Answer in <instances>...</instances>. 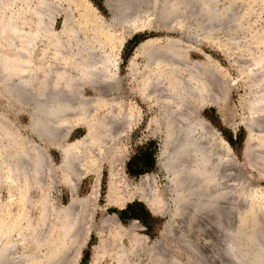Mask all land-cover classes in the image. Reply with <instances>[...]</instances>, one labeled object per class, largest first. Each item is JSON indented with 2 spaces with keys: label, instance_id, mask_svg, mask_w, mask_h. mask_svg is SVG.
I'll return each mask as SVG.
<instances>
[{
  "label": "rangeland",
  "instance_id": "obj_1",
  "mask_svg": "<svg viewBox=\"0 0 264 264\" xmlns=\"http://www.w3.org/2000/svg\"><path fill=\"white\" fill-rule=\"evenodd\" d=\"M51 1L56 8L51 31L39 37L33 51L34 87L40 90L45 87L53 98L55 89L64 92V99L69 98V102L76 104L75 112H69L64 120L50 122L66 133H58V140L50 141L45 137L40 131L43 122L32 121L30 103H19L5 93L3 78L0 80V147L7 158L2 156L0 162V232H3V206H11L16 214L19 213L15 218L23 216L25 221L22 232L15 238L29 245V251L22 252L25 257L20 264H52L53 260L58 261L53 264H203V261L211 264L212 260L206 258L202 249L206 251L215 243L211 232L208 234L211 226L203 221L210 210L202 214L201 227L198 226L200 222L195 226L196 223L186 221L189 223L186 226L172 219L176 196L162 163L163 146L167 143L164 141L166 115H185L181 118L188 119L183 113L185 110L192 115L190 118L205 124L212 133H218V137L230 146L226 171L229 174L227 183L233 190L230 193L232 186L229 185L226 204L233 198V207L239 208L237 210L243 212L248 222L255 223L257 229L264 230V133L260 131L261 126L253 124L244 106V100L254 89L248 92L244 81L247 75L243 72L244 66L247 67L243 62L248 56L263 53L262 42L244 46L242 42H235L233 35L228 43V37L223 38V28L213 33L205 29L200 31L196 20L185 13L177 19L166 17L156 21V27L130 32L126 37L127 31L122 35L116 32V39L115 35L99 32L93 20L99 18L106 25L115 26L112 11L106 5L108 0ZM188 1L191 2L183 4L184 7L188 4L192 7L194 0ZM228 1L220 0V3ZM150 17L155 21V15ZM249 20L254 21L253 18ZM263 23L260 18L258 24ZM123 36L124 40L118 42ZM95 57L110 64L106 71L111 77L105 80L95 72L94 80L98 83L82 85L80 78L86 71L96 68H93ZM193 71L204 85L196 94L190 93L181 81ZM253 73L256 72L253 70ZM206 74L211 79H206ZM144 84L148 85L145 91L149 93L145 100L139 98ZM169 108L170 113L166 112ZM176 109L180 111L176 113ZM103 139L109 140V147L100 146ZM247 141L250 149L245 152ZM75 145L82 150L86 145L84 151L89 150V155L72 149ZM57 146L69 147L73 156L78 151L82 159L87 155L88 161L86 159L83 166L80 162L85 158L78 161L76 156H70L73 160L68 155L66 164H69L65 166ZM15 157L18 160H14ZM37 159L43 168L38 177L34 173ZM6 165L10 170L2 168ZM84 167L86 170L82 169ZM220 171L222 177L223 171ZM70 172L77 180H72ZM71 183L73 190L69 187ZM109 194L133 196L129 195L130 201L118 208L108 203ZM140 199L150 203L159 214H152ZM193 200L188 202L193 203ZM26 203L29 208L19 207ZM78 205L85 209L80 211ZM219 212L221 216L222 211ZM71 213L75 217L82 214L77 218V222L80 218L82 222L75 225L76 231L82 228L70 243L72 247L68 231L61 233V225L68 222L67 216ZM182 224L186 226L184 230ZM192 229H197L195 236L191 234Z\"/></svg>",
  "mask_w": 264,
  "mask_h": 264
},
{
  "label": "bare ground",
  "instance_id": "obj_2",
  "mask_svg": "<svg viewBox=\"0 0 264 264\" xmlns=\"http://www.w3.org/2000/svg\"><path fill=\"white\" fill-rule=\"evenodd\" d=\"M51 2H52L51 0H0V80L3 78L4 90L7 91L5 93L11 95L14 99L16 98L19 103L22 104L27 103V105L30 103L31 106L28 107H30L31 111H33L32 112L33 116H31L32 121L34 119V123L36 122V124H38V121L39 124H41L40 122H43L41 126L43 130H40V128H38L43 133V135L45 134L46 135L45 137H48L49 140L50 139L58 140L57 134L64 133L65 131L62 132L60 127H58L59 125H56L57 126L56 128L54 127L55 124L51 125L50 122L58 123L60 119L63 118L65 119L66 115L69 116L68 115L69 112L71 111L75 112L76 104L69 102L68 101L69 98L66 101V99H64L65 97L63 96L64 92H59V90L55 89V97L53 98V95L52 96L50 95L51 92L49 94V92H47L45 87H42L41 90L38 89L37 86L34 87L36 82V76H35L36 70L34 67H32L33 51L37 43H39L38 40L40 39L39 37H42V34H44L45 36L46 33L51 31V22L56 9L54 7V4L52 5L53 2L52 3ZM190 2L191 1L188 0H115V1L108 0L106 2V5L112 11L113 19H114L113 21L115 26L106 25L104 22L99 20V18H94L93 20H94L95 28L99 32H104L111 36L115 35L116 37V32H119L120 35H122L124 32L127 31V33L124 35L126 37L127 34L130 32H138L148 28L156 27L157 25L155 24L156 21L157 22L161 21L166 17L177 19L181 14L185 13V15L187 14V16H190V18L196 20L197 24L195 25H197V29L200 31L205 29L207 30L206 31L207 33L210 31H212L211 33H213L215 30L218 31L219 29L223 28L224 29L223 31H225L222 33L223 38L225 39V37H228L229 39L227 41L228 43H230L231 41L230 40L231 36L233 37L234 35L236 39L235 42L236 41L242 42L243 43L242 45L244 46L248 45L249 47H251V45H257V43H260L261 41L262 42L261 47H264V23L262 25L258 24V20H260V18H262V21L264 22V0H229L227 3H223V4L220 3V0H194V2H192L193 4L191 3L192 7H189L190 6L189 4L188 6L185 7L183 6V4ZM151 15L152 16L155 15L156 17V18L154 17L155 21L151 20L150 17ZM249 18H253L254 21L249 20ZM30 26H32L33 28H30ZM184 28L187 27L185 26ZM226 28L229 30L226 31L227 30ZM124 36L119 38L118 42H122L125 38ZM262 52L263 53L260 56H248L246 58L243 64L245 65L247 64V67L244 66L243 72L244 74L247 75V78L244 81H246V84L248 86L247 88L248 92L251 93L252 89H254L252 95L249 94V96L244 100V106H246V109L249 111L248 114L252 118L253 124H256V127L261 126L262 128L260 131L264 133V50ZM171 55L175 56L174 52H172ZM169 57L171 58V56ZM97 58L95 57V60H97ZM93 62L95 61L92 60V63ZM109 66L110 64L107 61L106 62L105 60L102 61L100 58L99 61L97 60L96 63L93 64V68L96 67L95 68L96 71L93 69L92 71H86L85 74L80 78L81 82L79 83H82V85L85 84L89 86L92 85L94 86V83H98L95 82L96 79L94 80L95 75L93 73L95 72L96 74L98 73V75L101 76V78L111 77V75L108 74L106 71L109 68ZM1 69L3 70L2 72ZM253 70L256 73H253ZM1 73L3 74L1 75ZM89 76L92 77L89 78ZM197 76L198 74L196 75V73L193 71L188 75L187 78H183L182 80L179 78V80L184 82L190 93L196 94V90L204 86L203 84H201L202 81H200V77ZM206 79L208 80L211 79V76L206 74ZM144 85L145 86L143 87V90L140 92L141 97L139 98L145 100L146 98H148L149 93H147V90L145 91V89L148 88V85L147 84ZM212 99L214 98L212 97ZM169 110L170 108L166 112L170 113ZM181 110L183 111L184 109ZM177 111H180V109L179 110L176 109V113ZM188 112L191 113L190 111ZM183 113L184 114L186 113L187 117L189 116V118L182 119L181 117H184L185 115L184 116L177 115V117H174L173 115L167 114L165 119L166 134L164 141L165 142L167 141V143L164 145L165 147L163 146V148L165 149L162 151L163 152L162 156L164 160V162L162 163H164L163 164L164 168L167 171V173L170 175L169 184H171L172 191L175 192V196H176V209L174 214L172 213L173 214L172 219H176L177 214L179 212V215L181 217L180 220L183 223L185 221H188L189 223H196L195 224L196 226L200 222V225L198 226L201 227L202 226L201 223L205 220L204 222L211 226V230L209 229L210 231L208 232V234H210L211 232L210 237H212V240L215 243H211L208 247L206 246L207 252L205 251V248H202L205 252L203 254L207 256L206 258H208V260L210 259L213 261V262L211 261V264H221L220 262H223V264H264V230H261L260 228L257 229L255 223L251 224L250 220H249L250 222H248L246 218L243 216V212L237 210L239 208L236 209L234 208L235 206L233 207L234 204L233 198L232 201H230V203H227L228 205L226 204V200L229 196V185L232 186L229 182H228L229 184L227 183L228 181L227 177L229 174L227 175L228 172L226 171L229 164L228 162L230 160L229 159V153H230L229 151L231 149L230 146L227 145L225 140L218 137V133L215 132H214L215 134L212 133L210 128L208 130L207 127H205L206 126L205 124L203 125L202 123L197 122L195 119L190 118V116L192 115L187 114L186 110L183 111ZM71 116H73V114H71ZM105 127L107 128V126ZM101 142L102 143L100 146L103 148H106L107 145L110 144L109 140H105V139H103V141ZM247 142L248 144L247 143L246 144L248 147L246 148L245 152H247V150L250 149L249 141ZM171 145L172 147H169ZM85 146L83 147L85 148ZM57 147H59V149L62 152L63 163L65 162L64 165L65 166L68 165L69 163L66 164L67 163L66 158L70 157L71 155L73 156L74 153L71 152L70 148L67 146H57ZM74 147H76V145L72 146V149H77V150L79 149L80 151L82 150L81 149L82 147L80 148H77L78 146L76 148ZM84 148L81 154L85 152L84 153L85 156V154H87L89 150L87 151L85 149L86 151H84ZM93 148L94 146L92 147V149ZM69 151L72 154H69ZM75 151L76 150H74V152ZM78 151H76L74 155L76 156L77 160L80 158L78 154L81 155L80 153H77ZM87 155H89V152ZM87 155H86L87 158L83 157V155L81 156L83 157V159L84 158L85 159L83 160L82 158H80L83 160L80 162V164L85 162L86 159H87L86 162L88 161ZM2 156L4 157L2 152V147H0V162H2V158H3ZM4 158L7 159L6 157ZM14 160H18V157H15ZM75 162L77 161H74V163ZM173 164L175 165L173 166ZM41 166H42L41 162L37 159V163H35V172H34L37 177H38V173H41V170L43 169V168L41 169ZM76 166L79 167L81 165H76ZM96 166H93V168H95ZM22 167H24V165ZM2 168L6 169L8 167L6 165V167H2ZM8 169L10 170V168ZM82 169L86 170L85 167ZM220 169H222L223 171L222 177H220L219 175ZM14 171L17 172V170ZM23 171H21V173H23ZM183 171H185L184 175L182 173ZM16 172H14V174ZM70 176L73 177L72 179L73 181L77 180L74 178L75 174H72L70 172ZM18 177L19 176L15 178L19 179ZM222 180H223V186L221 185ZM187 182H190L188 183L190 187L187 185ZM197 182L199 183V186ZM195 185H197L198 189ZM69 187L72 190L74 189L72 183L69 185ZM194 188L197 191H195ZM230 188H231L230 189V193H231V190H233L232 189L233 186ZM189 189H191L190 192ZM190 194H192L193 197L192 199H194L193 203L188 202L192 200L189 197L191 196ZM129 195L109 194L107 196V201L112 206L122 208V206L126 202L130 201L129 199L132 194L130 196ZM140 200L147 205L148 209L152 214L154 215L159 214L158 210L154 208L152 205H150V203L146 202L143 199ZM88 202L90 204L91 201L89 200ZM73 203H75V205L77 204L76 202ZM163 204L165 203L163 202ZM83 205H81V207ZM19 207L27 209L30 207V205L21 204ZM82 208H80V211L85 209ZM73 209L71 212H73ZM208 209L210 210V212L211 210H214L213 213L211 212L213 215H211V213L208 212ZM219 211H222L221 216ZM87 212H89V210ZM207 212L212 217L209 216L208 214V217L203 218L202 214L204 215V213L206 214ZM18 214L19 213L16 214L14 210L11 209V206H6V205L3 206V232H0V264H20L22 259L25 257V254H22L23 250L29 248V245H25L19 242L15 238L16 235H19L22 232L25 224L23 216H21L20 218H15L16 215ZM72 214L73 213H71V215ZM71 215L70 216L66 215L68 222L66 221L65 224L63 223L61 225V233L63 232L64 234L68 231V233L72 237L71 242H69V244L74 242L76 235L80 234L77 231L80 230V228H82L80 226L76 231L77 224L79 223V221L82 222L81 218L80 220L78 219L77 222V218L82 217L81 216L82 214L79 217L78 215L77 217H75V215L72 216ZM258 226L260 225L258 224ZM195 230L194 229L191 230L192 235L195 234ZM191 234L189 235L191 236ZM70 246L72 247L74 245L70 244ZM76 248L77 247H75V249ZM198 249H200V247ZM203 250H201V252ZM59 258L57 259L60 260ZM206 258L204 257V259ZM55 262L58 261L53 260L52 264ZM202 263L206 264L204 263V261Z\"/></svg>",
  "mask_w": 264,
  "mask_h": 264
},
{
  "label": "water",
  "instance_id": "obj_3",
  "mask_svg": "<svg viewBox=\"0 0 264 264\" xmlns=\"http://www.w3.org/2000/svg\"><path fill=\"white\" fill-rule=\"evenodd\" d=\"M177 219H179V222H180V223H182V222H181V220H180V219H181V217H180V215H179V212H178V214H177V218H176V220H177ZM185 220H186V219H185ZM185 222H186V221H185ZM185 222H184V224H186V226H187V224H188V223H185ZM182 226H183V224H182ZM186 226H185V227H183V229H185V228H186Z\"/></svg>",
  "mask_w": 264,
  "mask_h": 264
}]
</instances>
